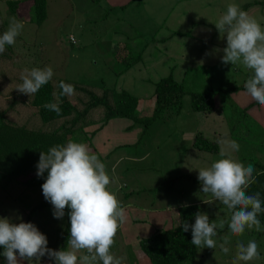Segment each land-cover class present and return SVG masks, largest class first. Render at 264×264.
Returning <instances> with one entry per match:
<instances>
[{"label": "rangeland", "instance_id": "374dc122", "mask_svg": "<svg viewBox=\"0 0 264 264\" xmlns=\"http://www.w3.org/2000/svg\"><path fill=\"white\" fill-rule=\"evenodd\" d=\"M18 1L23 3L15 15L9 2ZM199 1L103 0L101 4H96L93 0H47V19L41 25L37 24L33 9L30 12L33 0H0V9L8 26L13 17L24 23L16 43L12 45L18 66L28 69L51 66L53 76L61 79L97 86L118 85V90L127 89L142 101L140 114L136 116L144 118L150 117L155 107V83L171 74L191 94L212 88L228 89L236 81L241 84L246 79L243 76L251 75L243 68L241 76L235 77L229 65L219 66L212 55L205 59V53L211 50L215 39H209L210 35H207L194 40L188 32L197 25L194 19L214 17L211 22L214 27L213 23L229 3L239 4L243 10L248 4L256 6L258 14L263 17L264 0H216L210 5ZM207 6L210 8L206 10ZM214 6L217 7V14L212 13ZM213 27L206 26L216 31ZM173 34L177 35L173 37ZM138 55L141 57L137 59ZM192 58L193 65L184 62H190ZM131 59L138 62L120 77L126 61L134 62ZM201 61L206 62L203 64ZM186 72L189 74L183 81L181 78ZM239 95L240 99L245 96L242 93ZM227 108H230L229 104ZM171 113V117L156 121L143 146L136 148L130 144L137 142L144 130L142 125L132 128L135 123L130 118L112 121L104 131L86 143L106 164L113 181L110 191L116 193L124 206L128 205L127 221L118 230L111 250L122 259V264H151L141 253L139 241L154 236L158 230L180 227L183 213L191 215L192 207L207 213L210 221L216 220L217 214L225 219L230 217L231 212L227 208L214 201L210 194L200 192V184L196 186L191 177L188 178L192 174L198 181V169L219 158V154L198 152L200 159H189L194 153V141L200 134L217 143L236 141L238 152H233L228 144L218 145L220 150L224 148L226 153L245 166L252 164L254 174L258 172L259 165L264 166V127L263 131L259 129L263 126L260 122L262 126L258 127L252 120L247 126L236 121V129L232 133L226 117L224 120L216 113L195 112L191 95L183 98L180 114ZM257 121L262 122V119ZM245 136L248 138L245 139ZM164 137L168 142L163 141ZM160 142L163 143L161 148ZM180 189H183V195L178 193ZM188 189L192 191L189 193ZM195 189L201 198H194ZM134 191L141 193L130 195ZM187 201H192L195 206L190 205L191 208L185 212L180 211L177 218V211ZM144 204L145 208L154 207L159 211L145 209ZM68 211L65 210L63 219L54 218L53 206L45 200L42 188L13 183L7 191L0 190V217L35 224L47 236L51 249L59 250L62 241L66 240ZM156 213L159 216H155ZM262 229L261 225L260 231L253 228L240 236H232L227 255L219 248L222 237L228 233L227 226L218 229L215 237L217 247L201 248L197 264H232L237 241L246 244L250 239H255L261 254L247 264H264V239L259 242L257 236ZM4 259L0 256V263Z\"/></svg>", "mask_w": 264, "mask_h": 264}, {"label": "clouds", "instance_id": "9594fccd", "mask_svg": "<svg viewBox=\"0 0 264 264\" xmlns=\"http://www.w3.org/2000/svg\"><path fill=\"white\" fill-rule=\"evenodd\" d=\"M213 24L219 38L226 40V47L212 49L205 56L222 52L221 63L240 64L250 71L251 75L244 84L245 94L251 101L264 106V25L236 3H229ZM23 27V21L15 17L11 19L7 30L0 34V54L6 46L16 43ZM53 75L51 66L25 68L20 76L22 83L16 90L31 97L48 84ZM59 88L62 89V96L70 97L75 93L74 86L64 81H60ZM43 108L61 115L57 103H45ZM218 143L228 144L233 152L239 151V144L234 140ZM36 167L38 177L43 178L47 173L41 187L45 200L53 206L54 218L63 219L65 210H69L67 247L51 249L47 236L35 224L0 217V247L3 248L0 255L5 258L6 264H41L45 256L54 264H122V259L111 250L118 230L127 221V209L116 193L109 189L113 181L106 164L86 143L70 140L66 144L54 145L46 152L41 151ZM254 172L252 164L245 166L233 159L224 148H221L218 159L198 169L200 192L210 194L231 215L225 219L217 214V219L210 221L207 213L197 211L194 224L184 221L182 225L185 233L191 230L192 245L215 249L217 230L227 226L228 233L219 244L227 255L232 236H240L246 229L261 230L258 216L264 213V200L259 192H247L255 182ZM259 255L255 239L246 244L237 241L232 264H247L258 259Z\"/></svg>", "mask_w": 264, "mask_h": 264}, {"label": "trees", "instance_id": "16d2710c", "mask_svg": "<svg viewBox=\"0 0 264 264\" xmlns=\"http://www.w3.org/2000/svg\"><path fill=\"white\" fill-rule=\"evenodd\" d=\"M93 1L96 4H101L103 0ZM22 3L23 1L9 2L13 14L18 13ZM32 4L30 12L33 9L37 16V24L41 25L47 19V0H33ZM250 6L252 5L248 4L244 10L247 11ZM123 8H127V6ZM7 28L8 24L3 19L0 9V34ZM216 33H218L217 30ZM175 35L177 34H173V37ZM178 35L184 36L180 33ZM139 57L141 56L138 55L137 59ZM137 59H131L134 62L126 61L119 76L122 77L131 70L138 62ZM16 62L17 57L12 45L6 46L5 51L0 54V190L3 189V191L10 189L13 183L42 188L47 173L43 178L36 174V165L41 151L46 152L50 147L66 144L70 140L87 143L104 131L106 126L114 120L130 118L135 123L132 128L144 126L141 138L133 143L136 148L139 145L143 146L146 136L151 135V127L158 119L171 117L173 115L171 111L181 113L183 98L186 95H191L192 107L197 113L211 114L223 110L232 133L235 132L236 121L247 126V120H251L247 115L248 111L252 107L259 106L255 103L246 109H241L231 97L234 93L245 92L244 84L249 77L232 89L212 88L203 93L191 94L186 91L185 85L171 74L155 83L154 110L150 117L141 118L136 115L140 114L138 111L142 101L127 89L118 90V85L115 87L97 86L53 76L48 84L42 86L31 97L21 94L16 88L22 83L20 76L25 68L18 66ZM187 74L189 72H186L182 78L183 81ZM60 81L73 85L74 95L62 96V89L59 88ZM54 93L55 95H53ZM48 102L57 103L61 108V115L44 109L43 104ZM227 104L230 105V108H227ZM229 113L230 115L227 117ZM237 115L238 118H236ZM255 123L259 127L260 124H257L256 121ZM130 127L129 125L128 129ZM164 138L163 141L167 140L168 142L167 137ZM146 143L151 144L150 142ZM162 144L160 142V147H158L161 148ZM194 147L206 153L218 154L220 152L218 143L210 141L202 134L196 137ZM254 176L255 182L249 186L247 192L248 194L259 192L261 199L264 200V166L259 165L258 172ZM134 193L137 195L141 191ZM197 210V207H192L191 215L183 213V223L187 221L189 224H194V214ZM258 218L261 220L263 228L261 232L257 233L258 240L261 242V239H264V213L259 214ZM67 224L66 240L63 241L64 247L62 248H66L70 235L69 217ZM182 225L158 230L154 236L139 241L141 253L151 264H197L196 258L201 248L192 245L191 230L185 233ZM247 230L249 229L245 231ZM2 252L3 248L0 247V253ZM0 264H6V260L4 259Z\"/></svg>", "mask_w": 264, "mask_h": 264}, {"label": "crops", "instance_id": "0c3cea01", "mask_svg": "<svg viewBox=\"0 0 264 264\" xmlns=\"http://www.w3.org/2000/svg\"><path fill=\"white\" fill-rule=\"evenodd\" d=\"M216 0H211V1H209V0H200L198 3H205V4H207V5H210V4H212L213 2H215ZM208 8H210V6H207V8H206V10L208 9ZM216 8L217 7H213L212 8V13H214V14H217L216 13ZM223 10V12L226 10V7L225 8H223L222 9ZM249 13H250V15H252L253 17H255L257 20H258V22H260L261 23V25H264V16L262 17V15H259L258 14V12H257V7L256 6H250L249 8H248V10H247ZM223 12H221V13H223ZM212 18H214V17H211V19H194V21L193 22H195V23H197V25L196 26H192V31L191 32H188L190 35V38L191 39H194V40H200V39H202V37H207V35H210V38L209 39H212V37L215 39V41L213 42V44H212V48H211V50L212 49H215V48H220V49H223L224 47H226V40H221L220 38H219V33H216V31H214L213 29H210V28H206V26L207 27H213L212 25H211V22L213 21V19ZM200 21V22H199ZM201 24H204V25H202V26H200ZM213 28H215V25H214V27ZM209 29H210V31H209ZM216 33V34H215ZM173 38V37H172ZM222 55H223V53L221 52V53H218V54H213L212 56H213V58H214V60H216V62L218 63V65L220 66L221 64H223V63H221V57H222ZM193 59V58H192ZM192 59H191V61L189 62V61H185L184 60V62H186V63H188L189 65H193V62H192ZM205 59H207V56H205ZM206 62V61H205ZM205 62L203 63V64H205ZM202 64V65H203ZM229 66L231 67L230 68V71L231 72H233L234 73V75H235V77L236 76H238V75H240L241 76V71H242V69L244 68L242 65H240L239 66V64L238 65H235V66H232V65H230L229 64ZM247 76L248 75H246V76H243L244 78L246 77V79H247ZM182 79V78H181ZM245 79V80H246ZM236 80V79H235ZM236 84L235 85H231V87H230V89H232V88H234L235 86H237L238 85V82L236 81L235 82ZM240 93H242V94H245V92H240ZM239 93V94H240ZM239 94H237V95H231V97H232V99H233V101L235 102V104H237V106L239 107V108H241V109H246V108H248L249 106H251V105H254L255 104V102H253V101H251V99H250V97H248L246 94H245V96L244 97H242L241 99H240V95ZM262 108H264V106H255V107H252L249 111H248V116L250 117V119L252 120V121H256L257 122V124L260 122L261 124V126H262V128H259L261 131H263V127H264V112L262 111ZM220 111H223V110H220ZM216 114H218L219 115V117H222L224 120H225V115H222V113H224V111L221 113V112H215ZM220 115H222V116H220ZM260 119H262V122L261 121H257V120H260ZM247 121H249V120H247ZM254 125V124H253ZM195 142V141H194ZM215 142V141H214ZM217 143V142H216ZM130 144H133V143H130ZM193 156L191 157V159H193V158H196V159H200V157H201V155H199V153L198 152H203V151H200V150H198V149H196L195 147H194V144H193ZM196 154L197 155H199V156H196ZM219 154V153H218ZM261 166H263V165H261ZM109 175L111 176V174L109 173ZM189 176V177H188ZM188 176H185V177H188V178H190V180L191 181H194V184L196 185V186H198L199 184H200V182L199 181H197V179L194 177V176H192V174H191V176L190 175H188ZM198 184V185H197ZM190 191H192V190H189L188 189V192L190 193ZM134 192H137V191H134ZM134 192H131L130 194H132L133 196H135V194L136 193H134ZM178 193H181V195H183V189H180V191L178 192ZM194 198L195 197H197L196 199H199V198H201L200 197V193L199 192H196V189H195V193H194ZM178 196L180 197V195L178 194ZM181 198V197H180ZM130 199V198H129ZM169 199V198H168ZM183 199V198H182ZM196 199H194V200H196ZM142 201H143V198H142ZM193 201V200H192ZM191 201V203H189L188 201L185 203L186 205H189V206H187V207H184V206H181V208H180V210H178L177 211V213H179L180 211L182 212V211H186L187 209H189V208H191V206L190 205H192V206H195L194 204H193V202ZM131 205V204H130ZM128 205H125V207H127ZM141 206V205H140ZM144 206H146L145 204L143 205V208H145ZM171 207V206H170ZM177 207V205L175 206V208ZM145 209H151L152 211H159V210H155V208L154 207H152V208H149V207H146ZM155 216H159V214H155ZM178 216L179 215H177L176 214V217L178 218ZM49 248H51L50 247V245L48 246ZM62 247H64V245H63V241H62ZM62 247L60 248V249H62ZM67 247V246H66ZM59 249V250H60ZM41 264H54V261H51V260H49L48 259V257L47 256H45L44 258H42V260H41Z\"/></svg>", "mask_w": 264, "mask_h": 264}]
</instances>
